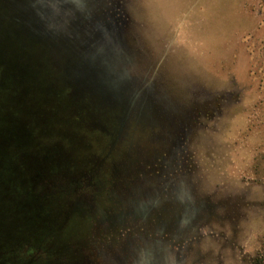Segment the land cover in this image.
<instances>
[{
	"label": "rangeland",
	"instance_id": "374dc122",
	"mask_svg": "<svg viewBox=\"0 0 264 264\" xmlns=\"http://www.w3.org/2000/svg\"><path fill=\"white\" fill-rule=\"evenodd\" d=\"M0 264H264V0H0Z\"/></svg>",
	"mask_w": 264,
	"mask_h": 264
},
{
	"label": "trees",
	"instance_id": "16d2710c",
	"mask_svg": "<svg viewBox=\"0 0 264 264\" xmlns=\"http://www.w3.org/2000/svg\"><path fill=\"white\" fill-rule=\"evenodd\" d=\"M78 93L79 94H77V97L75 99V102L77 104L78 109L76 111H75V109H73V111L75 113V119H77V121L79 123L88 124L90 122H92V123L96 122L97 118H99L97 113H103V111H101L100 108H102L104 110V112H109V110H107V108H103L101 105L102 104L101 98H103V97L99 95V93H100L99 91H95V92L93 91L92 95L89 92V90H84L83 92L78 91ZM36 173H37V171H35L33 173V175L30 177V182L34 178ZM29 185H30V189H31L30 192L32 194H36V196L40 195L37 188H34V186L31 185V183ZM4 194H8V193H6V191H4Z\"/></svg>",
	"mask_w": 264,
	"mask_h": 264
}]
</instances>
